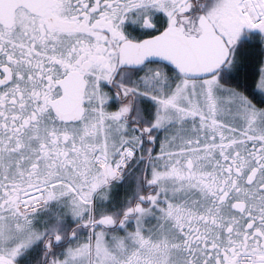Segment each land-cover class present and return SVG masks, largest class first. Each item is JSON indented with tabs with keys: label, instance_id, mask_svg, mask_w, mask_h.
<instances>
[{
	"label": "snow or ice",
	"instance_id": "1",
	"mask_svg": "<svg viewBox=\"0 0 264 264\" xmlns=\"http://www.w3.org/2000/svg\"><path fill=\"white\" fill-rule=\"evenodd\" d=\"M0 264H264V0H0Z\"/></svg>",
	"mask_w": 264,
	"mask_h": 264
}]
</instances>
